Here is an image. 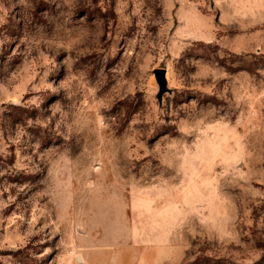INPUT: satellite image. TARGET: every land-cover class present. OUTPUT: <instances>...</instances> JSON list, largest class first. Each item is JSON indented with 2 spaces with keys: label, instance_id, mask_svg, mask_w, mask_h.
Instances as JSON below:
<instances>
[{
  "label": "rangeland",
  "instance_id": "1",
  "mask_svg": "<svg viewBox=\"0 0 264 264\" xmlns=\"http://www.w3.org/2000/svg\"><path fill=\"white\" fill-rule=\"evenodd\" d=\"M0 264H264V0H0Z\"/></svg>",
  "mask_w": 264,
  "mask_h": 264
},
{
  "label": "water",
  "instance_id": "2",
  "mask_svg": "<svg viewBox=\"0 0 264 264\" xmlns=\"http://www.w3.org/2000/svg\"><path fill=\"white\" fill-rule=\"evenodd\" d=\"M158 82L160 84L161 91L166 90L167 80H166V70L163 68L156 69L155 71Z\"/></svg>",
  "mask_w": 264,
  "mask_h": 264
},
{
  "label": "bare ground",
  "instance_id": "3",
  "mask_svg": "<svg viewBox=\"0 0 264 264\" xmlns=\"http://www.w3.org/2000/svg\"><path fill=\"white\" fill-rule=\"evenodd\" d=\"M82 262H85V261H82Z\"/></svg>",
  "mask_w": 264,
  "mask_h": 264
}]
</instances>
